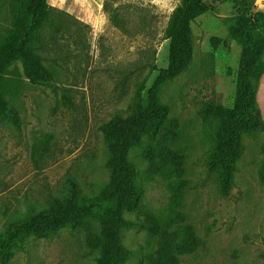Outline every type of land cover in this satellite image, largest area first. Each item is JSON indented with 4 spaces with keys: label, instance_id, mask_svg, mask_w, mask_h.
Here are the masks:
<instances>
[{
    "label": "rangeland",
    "instance_id": "rangeland-1",
    "mask_svg": "<svg viewBox=\"0 0 264 264\" xmlns=\"http://www.w3.org/2000/svg\"><path fill=\"white\" fill-rule=\"evenodd\" d=\"M182 1L47 0L67 33L51 37L54 26L47 24L43 43L32 46L53 81L30 84L19 59L2 75L1 94L21 127L0 120V233L62 199L69 180L86 199L101 197L110 171L100 126L116 113L131 115L166 68L165 31ZM204 2L207 12L191 26V60L158 91L167 122L150 141L153 163L139 149L129 156L143 193L123 217L125 264H264V128L244 134L233 186L222 196L208 164L215 120L204 114L207 105L233 102L241 47L224 19L263 13L264 0ZM12 20L8 1L0 0V39ZM212 37L227 46L214 49ZM256 99L264 122V74ZM91 223L99 233V220ZM187 228L201 246L186 256L179 251ZM98 258L86 245L85 228L76 226L21 241L7 264H96Z\"/></svg>",
    "mask_w": 264,
    "mask_h": 264
},
{
    "label": "trees",
    "instance_id": "trees-1",
    "mask_svg": "<svg viewBox=\"0 0 264 264\" xmlns=\"http://www.w3.org/2000/svg\"><path fill=\"white\" fill-rule=\"evenodd\" d=\"M13 17L9 35L0 39V87L2 75L17 59L30 84L44 85L53 81V72L45 67L32 46L34 40L43 43L45 25L54 29L51 37L67 33L65 20L52 18L47 0H7ZM207 12L204 0H183L174 10L165 38L169 40L166 68L158 70L146 97L138 99L128 117L116 113L100 126L101 135L109 152L107 167L110 182L101 197L86 199L75 181L69 180L62 199L49 202L46 209L31 213L0 233V264H7L15 248L28 238H50L66 227L83 226L86 245L99 252L96 264H125L129 252L121 242V231L127 224L124 214L135 210L142 198L136 166L130 160L132 149H139L151 164L154 151L150 141L167 122V108L161 104L158 91L164 81L180 74L192 58L191 26ZM230 38L241 47L237 80L231 107L210 104L205 116L215 120L213 150L209 169L215 174L222 196L233 186L236 162L242 152L244 134L264 128L257 106V85L264 74V12L252 17L224 19ZM214 49L227 46L226 40L210 39ZM1 90V88H0ZM0 120L21 127L18 112L0 91ZM91 219L99 220V233L94 231ZM201 246L192 229L187 228L180 255H191ZM176 260H174L175 262Z\"/></svg>",
    "mask_w": 264,
    "mask_h": 264
}]
</instances>
